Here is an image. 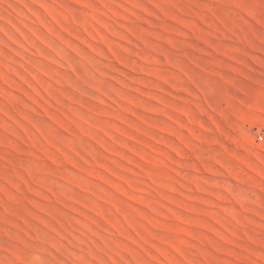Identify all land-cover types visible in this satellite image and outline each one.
I'll return each mask as SVG.
<instances>
[{"label": "rangeland", "instance_id": "1", "mask_svg": "<svg viewBox=\"0 0 264 264\" xmlns=\"http://www.w3.org/2000/svg\"><path fill=\"white\" fill-rule=\"evenodd\" d=\"M0 264H264V0H0Z\"/></svg>", "mask_w": 264, "mask_h": 264}, {"label": "built area", "instance_id": "2", "mask_svg": "<svg viewBox=\"0 0 264 264\" xmlns=\"http://www.w3.org/2000/svg\"><path fill=\"white\" fill-rule=\"evenodd\" d=\"M259 138H260V139H263V135H262V134H260V135H259Z\"/></svg>", "mask_w": 264, "mask_h": 264}]
</instances>
